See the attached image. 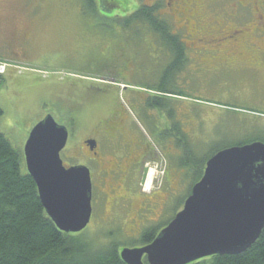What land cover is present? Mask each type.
Here are the masks:
<instances>
[{
  "label": "rangeland",
  "instance_id": "1",
  "mask_svg": "<svg viewBox=\"0 0 264 264\" xmlns=\"http://www.w3.org/2000/svg\"><path fill=\"white\" fill-rule=\"evenodd\" d=\"M21 1L0 0V4H17L13 23L26 36L21 49L15 51L12 45L20 40L7 34L11 23L0 26V64L6 66L0 73L4 111L0 128L24 153L31 130L52 115L70 129L61 152L65 166H70L86 161L73 150L82 146L86 137L97 135L104 120L115 113L126 117L130 125L126 121L120 136L110 138L123 151L142 158L141 169L132 185L117 183L116 198L125 200L119 203L114 194L106 195L94 170V212L84 233L99 244L109 240L107 243L120 242L121 247L138 245L145 229L168 223L183 208L193 184L177 160L182 149L176 145L173 121L160 109L145 104L148 95L158 94L155 89L160 80V69L154 64V40L147 34L140 40L122 37L117 25L109 23L101 12L94 13L83 0H27L20 8ZM126 1L131 7L150 2ZM228 1L205 0V4L227 5ZM102 11L109 16L107 10ZM213 14L205 11L207 22L219 17L215 14L213 18ZM190 56V65L178 80L184 94L168 97L193 156L203 159L223 147L250 140L255 123H264V104L232 102L234 81L214 72L213 64L193 55V50ZM101 136L105 153L103 128ZM104 155L114 159L109 153ZM142 195L151 196L150 205L141 207V199L146 197Z\"/></svg>",
  "mask_w": 264,
  "mask_h": 264
},
{
  "label": "water",
  "instance_id": "2",
  "mask_svg": "<svg viewBox=\"0 0 264 264\" xmlns=\"http://www.w3.org/2000/svg\"><path fill=\"white\" fill-rule=\"evenodd\" d=\"M69 128L47 115L31 130L25 163L45 210L67 233L87 228L93 214V183L85 164L65 166L61 152ZM94 145V141H90ZM264 229V142L223 148L211 156L183 208L144 246L124 247L128 264H190L212 255L239 254Z\"/></svg>",
  "mask_w": 264,
  "mask_h": 264
},
{
  "label": "flooded vegetation",
  "instance_id": "3",
  "mask_svg": "<svg viewBox=\"0 0 264 264\" xmlns=\"http://www.w3.org/2000/svg\"><path fill=\"white\" fill-rule=\"evenodd\" d=\"M26 2L27 0L21 1L18 6L20 5V8L26 6ZM85 2L87 3V1ZM95 5L96 12L94 13L101 12L105 18L110 20L109 23L117 25L119 35L137 40H140L142 36L140 23L133 22V24L126 26V19L132 17V14L143 5L152 7L155 14H159L169 21L173 30L170 34L176 35L180 42L185 45L187 57L184 65L185 70L190 65L192 60L190 52L193 50V55L201 58L206 63L213 64L214 72L221 73L222 77L227 76L234 81L235 85H232L230 90L232 102L264 104V0H229L227 5L211 4L209 6L205 4V0H150V2H139L134 7L127 6L126 0H95ZM15 7L17 8V4L10 2L0 4V26L4 23L6 25L11 23L10 26L8 25L7 34L11 36L12 40H20V42L12 45V49L16 51L21 49L22 39L26 36H24L22 29L18 28L16 23H13V18L16 16ZM103 9L108 11L106 13L109 16L104 14ZM205 11L214 13L212 17L215 14L219 17H213V22H207ZM11 33H14V35L12 36ZM145 34L150 35V38L154 40L153 50L157 53L154 57L156 67L160 70L169 68L168 54L163 55L158 52L159 49L154 34L151 32ZM126 121L128 122L126 117L115 113L109 119L104 120L100 126L105 133L104 138L108 147L105 148V153L111 154L114 159L111 156L104 155L105 153L102 150L103 139L102 136L99 137L102 134V128L100 127L96 130L97 135L86 137L82 142L83 145L75 146L76 148L73 150L77 157L80 158L84 155L86 160H79L73 165L83 162L91 170L93 183L92 205L95 199V169L98 171V177H100L101 184L106 190V195H109L108 192L114 194L115 199H118L116 200L118 203L125 200L116 198L118 196L117 183L122 182L132 185L135 182L136 172L141 169L143 159L133 156L130 151H123V147L118 146L110 138L111 136H120L119 131ZM253 127L254 134L246 143L264 142V123L257 122ZM129 130L132 131L131 128ZM90 141H94V145H91ZM107 157L109 158L107 159ZM120 158H123V160L120 161ZM93 163L96 168H94ZM126 168H128V171ZM109 176L115 181L109 179ZM139 192H143V190L139 189ZM142 197L141 207L142 205L145 207L150 205L151 196L142 195ZM139 230L141 232V228ZM140 246L144 245L133 247ZM124 247L128 246H123L120 250Z\"/></svg>",
  "mask_w": 264,
  "mask_h": 264
},
{
  "label": "trees",
  "instance_id": "4",
  "mask_svg": "<svg viewBox=\"0 0 264 264\" xmlns=\"http://www.w3.org/2000/svg\"><path fill=\"white\" fill-rule=\"evenodd\" d=\"M85 1L96 12L95 0ZM154 11L143 5L126 19V26L140 23L141 39L146 32L153 33L158 52L168 54L169 68L158 71L160 80L155 89L158 94L148 95L145 104L160 109L173 121L176 145L182 149L177 160L180 159L179 165L193 179L190 195L194 184L202 178L208 159L224 147L203 159L193 156L194 150L175 119L176 110L168 97L184 94L178 88V80L185 71V45L170 34L173 30L169 21ZM3 114L0 105V117ZM168 223L145 229L138 245L151 243ZM84 232L67 233L56 226L43 206L36 181L28 172L24 153L0 128V264H128L120 255L123 244L107 243L109 240L99 244ZM145 264L149 263L145 261ZM190 264H264V229L258 240L242 253L212 255Z\"/></svg>",
  "mask_w": 264,
  "mask_h": 264
},
{
  "label": "built area",
  "instance_id": "5",
  "mask_svg": "<svg viewBox=\"0 0 264 264\" xmlns=\"http://www.w3.org/2000/svg\"><path fill=\"white\" fill-rule=\"evenodd\" d=\"M6 69V66L2 65V63L0 64V73H4Z\"/></svg>",
  "mask_w": 264,
  "mask_h": 264
}]
</instances>
